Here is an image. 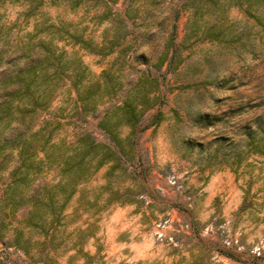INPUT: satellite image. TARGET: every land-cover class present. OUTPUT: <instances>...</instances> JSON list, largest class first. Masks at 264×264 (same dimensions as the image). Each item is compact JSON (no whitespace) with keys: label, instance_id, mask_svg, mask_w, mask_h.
<instances>
[{"label":"rangeland","instance_id":"obj_1","mask_svg":"<svg viewBox=\"0 0 264 264\" xmlns=\"http://www.w3.org/2000/svg\"><path fill=\"white\" fill-rule=\"evenodd\" d=\"M74 1L42 0L27 15L23 0H0L10 39L37 26L51 41V98L29 114L31 129L53 131L54 153L87 132L98 157L112 159L97 121L143 74L159 99L145 105L141 125L157 110L162 120L116 151L124 162L112 174L92 162L67 199L43 152L21 161L10 146L0 151L2 264H264V0ZM104 78L118 91L80 114L72 84ZM21 127L1 126L0 137ZM23 162L37 172L12 199ZM48 195L54 209L40 207L29 225L32 200Z\"/></svg>","mask_w":264,"mask_h":264},{"label":"trees","instance_id":"obj_2","mask_svg":"<svg viewBox=\"0 0 264 264\" xmlns=\"http://www.w3.org/2000/svg\"><path fill=\"white\" fill-rule=\"evenodd\" d=\"M27 4V15L35 11L41 4L42 0H23ZM81 0H75L74 3H80ZM46 28L40 31L35 28V31L27 32L26 36L9 38L7 31L0 26V127L15 124H22L15 135L0 137V151H4L6 146L17 151L21 161L37 157L39 152H43V157L39 161L46 160L50 163H57V168L60 169V174L63 176V181L54 185V189H58L59 196L64 193L65 199L73 195L75 184L83 181L94 163V170L98 169L105 163H109V173H113L115 169L121 168L124 160L122 155H115L116 151L122 150L124 143H131L133 138L146 128L160 122L162 120L161 111L157 110L153 114L152 119L145 125L143 115L145 105L155 102L158 96H152L149 87V80L144 74L139 77L137 83L127 90L124 99L121 102L114 103L109 107L97 121V127L106 135L110 149L115 152L112 154V159L98 157L99 142L87 132L78 133L74 140L70 142L68 148L58 153H54L57 142L52 141L53 131L39 128L33 131L31 123L32 116L29 114L38 113L45 110L49 105L52 89L47 83L48 66L52 64L53 51L51 41L37 36L41 32H46ZM176 25L173 23L171 29L172 38L176 35ZM84 44L86 41H82ZM102 48H100L101 50ZM163 64V61H162ZM76 90V101L79 104V113L85 114L97 110L99 102L103 98L112 99V95L118 91L115 83L111 79L104 78L102 83L94 85L90 84H72ZM16 105L13 107V104ZM28 121H27V117ZM32 118V120H31ZM46 125H47V121ZM122 125L130 128L129 134L122 137L119 134V129ZM28 130V136L22 140L25 130ZM262 144L259 153L264 156V128L261 130ZM1 134V132H0ZM3 134V133H2ZM22 140V141H21ZM30 140V141H29ZM31 140L33 143H31ZM69 150V151H67ZM96 151V152H95ZM32 157V158H31ZM37 172L33 168V164L22 163L14 171L16 179L9 183L7 191L13 199L18 186L29 181L27 179L30 174ZM68 186V187H67ZM130 189L126 187L125 191ZM51 191V190H50ZM20 189V193L22 194ZM46 189L44 193L48 194ZM49 201L44 203L40 197L32 200L31 210L27 223L34 225L37 222L31 220L33 218H41L43 213L38 210L42 206H50L54 209L55 201L48 195ZM13 205L19 203L18 199H14ZM0 264L2 262L0 261Z\"/></svg>","mask_w":264,"mask_h":264}]
</instances>
